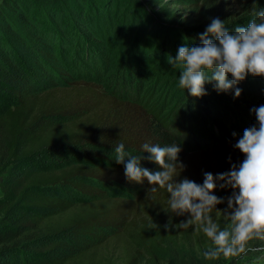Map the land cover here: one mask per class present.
I'll list each match as a JSON object with an SVG mask.
<instances>
[{
    "label": "trees",
    "instance_id": "trees-1",
    "mask_svg": "<svg viewBox=\"0 0 264 264\" xmlns=\"http://www.w3.org/2000/svg\"><path fill=\"white\" fill-rule=\"evenodd\" d=\"M238 1L245 9L224 19L229 30L247 26L254 8L264 9V0ZM111 12L136 19L148 58L152 51L174 50L180 39L200 44L199 34L180 35L158 24L139 0H0V264H199L180 250L178 234L200 249L210 243L193 228L165 230L169 194L147 193L146 180L134 200L110 196L117 187L136 185L126 180L114 149L123 143L129 155L147 157L144 143H177L184 168L176 179L202 184L204 173L215 176L243 161L234 145L256 123L251 109L264 105V78L240 82L236 98L234 89L217 93L210 84L199 98L185 91L173 123L137 96L142 67L132 52L138 54L139 43L109 82L89 71L61 80L67 76L56 66L69 50L66 38L77 43L84 67L99 44H87V38L98 34ZM141 164L156 169L147 160ZM214 194L225 198L216 208L226 209L231 189ZM211 216L226 226L223 214L213 210ZM187 219L173 216L172 224Z\"/></svg>",
    "mask_w": 264,
    "mask_h": 264
},
{
    "label": "clouds",
    "instance_id": "clouds-1",
    "mask_svg": "<svg viewBox=\"0 0 264 264\" xmlns=\"http://www.w3.org/2000/svg\"><path fill=\"white\" fill-rule=\"evenodd\" d=\"M252 15L247 26L234 30H229L219 18L212 19L199 35L200 44L181 45L175 58L168 56L171 68L179 71V88L199 98L207 95L205 85L210 84L217 93L234 89L236 98L241 94L236 87L240 82L249 76L264 78V9L254 8ZM251 111L256 123L244 129L234 145L244 156L243 161L215 176L204 173L202 184L186 177L176 179L184 168L178 159L181 148L177 143L164 146L144 143L142 153H148L147 157L129 155L123 143L114 149L115 162L124 165L128 182L141 184L146 180L147 193L166 190L169 194L167 208L163 209L170 214L165 230L193 228L206 237L210 243L203 253L205 260L223 257L227 261L250 253L264 254V105ZM142 160L154 164L156 169L143 167ZM217 188L231 189L226 209L216 208L225 203V198L214 194ZM213 210L223 214L226 221L223 229L212 219ZM185 214L187 220L172 224L173 216Z\"/></svg>",
    "mask_w": 264,
    "mask_h": 264
},
{
    "label": "rangeland",
    "instance_id": "rangeland-1",
    "mask_svg": "<svg viewBox=\"0 0 264 264\" xmlns=\"http://www.w3.org/2000/svg\"><path fill=\"white\" fill-rule=\"evenodd\" d=\"M141 6L144 8V12L156 21L158 24L163 25L166 29H172L178 32L180 35H196L202 34L206 27L211 23L212 19L218 18L224 21L225 18L232 19L237 18L243 13L245 7L235 0H214L209 3L207 8L198 7L201 6L204 0H139ZM129 14V12H127ZM107 20L103 22V19L99 20V23L103 22L101 30H98V34L88 36L87 44H99L95 45V50L89 53L88 63L83 67L79 66L80 60L83 58H77L78 46L77 43L67 37L69 50L66 56L57 63L56 69L58 73L63 76H67L66 79L61 80H77L79 75H84L86 71H89V75L94 79L104 80L105 82L111 78V74H114L119 70L120 63L129 54L133 47L137 43V52H132L137 55V62L142 67L139 72L140 86L138 89V98L145 104L152 107L160 114L166 122H174L176 120V112L178 108V101L181 94L186 90L179 88V71L175 68H171V65L167 62V57L171 56L175 58L177 50L181 45H185L183 39L178 41L176 48L173 50L171 46L163 54H158L156 51L150 52V57L145 56V42H142L138 36H136L137 27H135V21H131L129 18L124 19L123 15L119 17L115 16V13H108L105 15ZM139 27V26H138ZM94 30H96L94 28ZM93 32V31H92ZM147 36L146 32L142 34V38ZM95 40V41H93ZM93 42V43H92ZM148 45V44H147ZM170 45V44H169ZM83 48L81 55L84 56ZM174 52V53H173ZM149 53V52H148ZM64 64H62V63ZM76 66V69L74 68ZM39 66H36L38 68ZM73 68L75 71H73ZM88 69V70H87ZM41 68L37 70L39 73ZM46 75V74H45ZM55 77V76H53ZM124 186V185H123ZM145 192V188L141 184L132 186H125V188L117 187L113 190L110 196H118L127 200H134L139 195ZM222 210L221 208H218ZM218 215L222 214L217 212ZM225 221V218H224ZM226 222V221H225ZM178 247L184 254H190L195 257L196 260L201 259L199 264H264V254L255 253L241 256L239 258H233L231 260H224L221 257L219 260H205L203 253L206 251L207 243L202 246L201 249L197 247L195 241L181 233L177 237ZM259 243V242H257Z\"/></svg>",
    "mask_w": 264,
    "mask_h": 264
}]
</instances>
